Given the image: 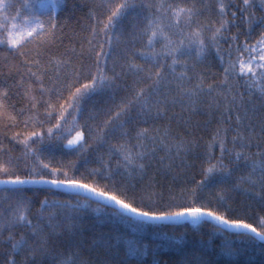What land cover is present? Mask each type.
Returning a JSON list of instances; mask_svg holds the SVG:
<instances>
[{"label": "snow or ice", "instance_id": "obj_1", "mask_svg": "<svg viewBox=\"0 0 264 264\" xmlns=\"http://www.w3.org/2000/svg\"><path fill=\"white\" fill-rule=\"evenodd\" d=\"M68 6L69 0H0V57L7 69V74L0 71V119L10 122L5 128L22 123L40 129L23 139L16 133L12 139L23 146L22 156L0 160V248L7 246L2 264H159L158 246L151 241L125 252L119 232H93L85 225L89 209L103 212L101 224L120 222L146 234L211 221L208 239L211 233L223 238L224 256L239 251L233 240L264 242V216L258 231L246 222L242 206L237 210L229 203L236 192L264 201V31L256 44L247 43L256 27L264 29V0L239 5L230 0L215 5L210 0H107L100 5L106 20L90 16L87 47L81 43L77 51L73 43L54 55L51 49L57 31L63 33L60 19ZM232 7L247 31L229 37L225 34L239 28L237 11L229 18ZM249 9L260 10V17ZM222 43L228 44L226 50ZM213 51L222 74L219 83L213 78L206 84L208 78L197 66ZM233 51L248 58H233ZM10 56L15 62H9ZM16 75L19 80L9 84ZM129 76L131 95L116 104V95L129 88ZM13 87L23 90L19 111L8 103ZM65 92L66 106L60 104V115L51 124L52 98L62 100ZM101 114L107 118L95 123ZM198 114L208 117L205 124L215 118L217 125L203 152L190 132L170 135L173 120L190 129ZM22 116L26 118L19 121ZM68 116L80 130H65ZM160 121L167 122L163 128ZM46 123L51 126L45 129ZM114 139L119 143H111ZM162 150L165 155H158ZM56 152L74 154L77 161L54 162ZM176 159L200 179L193 176L191 186L185 183L179 190L158 181L156 174L171 170ZM89 163L96 167H87ZM242 169L247 175L233 183ZM255 188L259 190L253 193ZM61 196L66 198H57ZM150 246L152 261L143 258ZM179 251L172 264H219L204 249L185 246ZM131 254L139 258L132 261Z\"/></svg>", "mask_w": 264, "mask_h": 264}, {"label": "trees", "instance_id": "obj_2", "mask_svg": "<svg viewBox=\"0 0 264 264\" xmlns=\"http://www.w3.org/2000/svg\"><path fill=\"white\" fill-rule=\"evenodd\" d=\"M107 0H69L68 10L65 11L61 15L60 23L61 25H65L63 28V33L59 30L57 31V43L51 49V53L54 55H58L60 52H63L65 48H71L73 46L76 47V50H80L81 43H84L85 47H87L86 39L89 37V33L91 32V25L93 21L90 19L91 15H95L98 20L104 21L107 19V12L103 7H100L101 4L106 3ZM115 3H119L120 0H114ZM180 2V0H177ZM210 2L215 5L216 0H210ZM233 5L242 4V0H230ZM258 2V0H257ZM237 11L235 7H232L228 10L229 18H231V12ZM255 11V15L257 18L260 17L261 12L258 9H249V12ZM237 25L239 28L233 27L230 32L226 33L225 35L231 36L233 33L237 32L238 30L241 33L247 31V25L243 22L240 18V14L237 11ZM102 27V23L100 24ZM261 29L260 27H256L251 37L248 39L247 43L250 45L256 44V41L260 37ZM101 39V37H97V40ZM245 40V36L242 34L240 36V41L243 42ZM140 45L138 44L137 47ZM27 48H32V45L29 44L26 46ZM160 47V44H157V48ZM221 47L223 49L228 48L227 43H222ZM234 47V46H233ZM98 50V49H97ZM233 58L237 56L242 57L244 59L248 58V54L245 52H236L233 51L232 53ZM47 56H44L42 59L44 61L47 60ZM227 58V57H226ZM20 58L17 57L16 60ZM9 62L13 61V58L9 57ZM139 62V61H138ZM5 61L2 57H0V71H3L7 74V69L4 67ZM35 70V69H34ZM197 71L203 72L204 75L208 78L206 79L207 83H213V78H215V82L219 83V78L222 74V68L219 65V60L216 58L215 52L213 51L208 58L201 64L197 66ZM19 75L13 77L8 81L9 84H12L14 80H19ZM3 77H0V83H2ZM133 82V77L129 76L127 79V84L129 86L128 90H121L115 98V103L119 104L120 100L124 96L131 95V85ZM22 89H18L13 87L11 89V95L8 100L9 104L15 105L16 111H19L20 107H22L25 101L22 99ZM239 91L245 93V98H247L246 90L241 87ZM21 93L18 95L17 93ZM68 93H64V98L62 100L57 101L55 97L52 98V102L55 105L54 115L51 120V124H55L57 118L60 115L61 109L60 104L64 103L66 106ZM204 105L203 111L207 109V100L208 97L205 96L204 98ZM179 107L177 106L174 111L179 112ZM115 111V108H113ZM40 113L43 117L45 115V108L43 106L40 107ZM218 115V114H217ZM88 116V113L85 112L79 119L80 123H83ZM26 117H18L19 121H23ZM107 117L103 116L102 114L97 117L95 123H101ZM208 117L204 114H198L192 116V127L190 129H185V126L181 123L179 126L177 125L176 121L173 120L171 123V133L170 135L179 138L183 136L186 131L191 133V136H194L198 143L199 148L198 151L203 152L206 150V146L208 142L211 140L212 133L216 128V119H212L210 124H205V121ZM10 122L6 119H0V160H7L9 156L12 157H21L23 153V146L19 144L16 140L12 139V137L16 133H21L20 139H23V136L26 135L28 132L32 130L39 131V128H34L32 124H29L28 128H25L22 123L19 124L17 127H8L5 128V124H9ZM88 123H93V121H88ZM161 128L163 125L167 123L166 121L157 122ZM51 124L46 123L44 125L45 129L50 127ZM146 125H140V127H145ZM64 128L67 131L69 128H75V130H80L78 127H75L73 124L72 116H68L67 123L64 124ZM75 130L72 131V135H75ZM67 138H71L70 136ZM231 140V133L229 134V141ZM65 143L67 140L65 139ZM90 144H95V141L89 139ZM111 143L118 144V140H112ZM228 147L231 148L232 145L229 142ZM257 151L255 145L252 147L251 152L253 155ZM216 154L219 155V148H216ZM158 155H165V152L162 150L158 152ZM56 160L54 162L60 163H68V162H76L77 157L73 155H63L60 152L55 153ZM115 163V160H113ZM89 168L96 167L95 163H89L87 165ZM81 171H84V167L81 166ZM196 170L192 169H185L183 165H181L180 160L176 159L175 166L171 170H163L156 174V178L158 181L168 186L169 183H173L177 190L185 183L188 186H191V180L193 176L195 179H200L198 175H195ZM241 175H247V169H242L241 172H238L233 179V183L237 181V179ZM149 177L152 176L150 172L148 174ZM173 178H175L173 180ZM148 179V177H146ZM242 188L249 187L247 184H242ZM258 188L251 189L253 193L258 191ZM30 194V193H29ZM231 200L229 203L231 206L237 210L241 209V214L246 215L247 219L246 222L253 223L254 227H257L259 231L258 220L261 216H264V201H261L258 197L253 196H244L241 192L232 193ZM59 199H65L66 197L61 196L57 197ZM38 206V205H37ZM93 207H95L93 205ZM223 211V209H221ZM103 215V212H94L89 209L86 219L85 225L92 229L95 233H116L119 232L121 235V248L125 252H129L132 250L133 252L143 245L147 244L149 241L153 242L158 246V255L155 257L156 260L159 261V264H172L173 261L180 258L181 253L179 249L184 248L187 246L188 248H200L206 250L210 254V258L219 262V264H264V252H261V248L264 247V242H260L257 240L254 244L248 243L242 240H233V244L239 249V251L231 256H224L220 252V241L223 239L218 233H211L212 239H208V235L211 231V221L206 223H202L200 225H191L188 224L186 227L181 225H174L168 226L165 228L160 229L156 232H149L144 233L142 231H137L136 229L131 228L127 224H123L120 222H113L110 224H101L99 217ZM160 223V222H158ZM164 223V222H163ZM161 223V224H163ZM201 234L203 235V239H201ZM7 236V233L4 234ZM5 248H0V264L4 260L7 259L6 255H2L5 251ZM132 261H135L139 257L134 254H131L129 257ZM146 260H153V256L151 255V246L149 247V253L146 254L144 257Z\"/></svg>", "mask_w": 264, "mask_h": 264}, {"label": "water", "instance_id": "obj_3", "mask_svg": "<svg viewBox=\"0 0 264 264\" xmlns=\"http://www.w3.org/2000/svg\"><path fill=\"white\" fill-rule=\"evenodd\" d=\"M160 223H163V222H160ZM165 223V222H164Z\"/></svg>", "mask_w": 264, "mask_h": 264}]
</instances>
